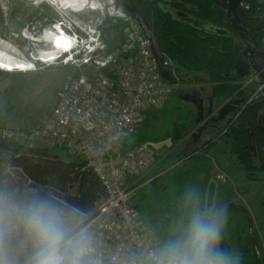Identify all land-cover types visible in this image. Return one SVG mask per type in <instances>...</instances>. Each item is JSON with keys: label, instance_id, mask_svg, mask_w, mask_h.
Returning a JSON list of instances; mask_svg holds the SVG:
<instances>
[{"label": "built area", "instance_id": "built-area-1", "mask_svg": "<svg viewBox=\"0 0 264 264\" xmlns=\"http://www.w3.org/2000/svg\"><path fill=\"white\" fill-rule=\"evenodd\" d=\"M86 6L97 8L87 1L79 10H70L79 13ZM104 8L96 10L103 13ZM238 8L248 9L249 0H241ZM62 11L47 32H62L66 42L59 46L47 42V49L30 57L31 70L38 62L70 66L79 72L60 85L54 103L38 123L29 128L0 127V140L28 147L33 142H51L71 160L90 168L100 182L101 197L88 213L89 220L102 239L105 255L131 253L147 246L152 237L132 203L126 177L139 180L149 172L157 152L150 144L129 139L144 112L165 103L173 83L162 80L149 40L122 5L113 6L108 13L124 36L114 51H109L96 22L76 23ZM42 55L55 58L45 62ZM165 63L168 65L166 59ZM238 82L255 87L252 97L263 94L264 81L256 74Z\"/></svg>", "mask_w": 264, "mask_h": 264}, {"label": "rangeland", "instance_id": "rangeland-1", "mask_svg": "<svg viewBox=\"0 0 264 264\" xmlns=\"http://www.w3.org/2000/svg\"><path fill=\"white\" fill-rule=\"evenodd\" d=\"M86 1L98 9L104 6L105 11L102 13L103 10H96L97 8L94 10L86 6L79 13L71 12L70 8L64 10L66 15L76 23L96 22L102 31V39L108 43L109 51H114L124 42V36L118 22H113V16L108 13L113 6L117 7L121 3L119 0ZM63 7L60 3H54V0H0V44L3 47L6 45L5 47L12 51L13 57L17 60L33 62L30 60L31 56L35 58L42 50L49 47L47 42L50 41L47 40L45 34L51 23L59 20L57 13H61ZM165 59L175 83H173L167 94V99L161 107L150 108L144 112L138 130L131 135L129 141H142L151 144L159 154L161 151L158 142H163L165 148L171 147L170 136L173 126L185 124L187 132L184 139L181 140L183 148H179L180 141L172 142V144H178L174 159L176 161L195 152L193 150L198 145L214 136L215 130L207 128L198 134L199 125H194L195 107L185 101L184 97L191 90H198L203 95L206 104L209 95L206 91L204 93L200 84H196L191 76L187 77L186 82H180L179 79L184 78V71H180L177 65H172L168 58L165 57ZM35 67V70H30L36 71L32 74H15L0 80V85L8 87L7 94L9 95V98H5V94H0V127H9L5 125V122L11 120L26 124L29 127L34 126L46 115L54 103L56 91L60 84L79 72L78 69L70 66L39 64L38 62ZM6 69L4 70L6 72H20L13 67ZM220 106L213 103L214 112ZM195 136L197 137L194 140ZM30 145L33 148L47 149L54 146L51 142H33ZM216 145L229 152L228 145L224 140H219ZM229 157L233 161L230 152ZM165 161L167 166L173 163H171V153ZM233 163L235 164L234 161ZM239 174L241 180L234 185L233 190L234 196L237 198L236 204L244 206L250 214L253 212L255 222L252 232L258 243L260 264H264V183L260 186L249 182L251 180L247 179L240 169ZM258 178H264V171L259 174ZM143 180L141 179L132 188V203L139 208L146 229L151 230V237L159 236L164 234L169 221L178 212L176 200L180 201L183 196L182 187L174 185L168 176L144 182ZM254 185L259 187H257L258 191L255 189L252 193L251 188ZM260 194H262V198H259ZM224 243L230 249L235 248L242 253L243 264H254L246 218L238 210L231 209L226 213Z\"/></svg>", "mask_w": 264, "mask_h": 264}, {"label": "trees", "instance_id": "trees-1", "mask_svg": "<svg viewBox=\"0 0 264 264\" xmlns=\"http://www.w3.org/2000/svg\"><path fill=\"white\" fill-rule=\"evenodd\" d=\"M130 1L151 28L164 57L184 71L180 82H186L191 76L196 84H205L201 88L217 105L233 99L243 100L223 119L206 120L202 132L212 128L215 134L193 151L209 154L219 140H224L243 175L250 180L258 179L264 171V87L262 95L252 97L255 87H243L234 75V62L242 42L225 12L211 0ZM262 10L264 2L249 0V8H239L238 15L246 25L253 24L254 15ZM206 25L227 33L219 35L205 29ZM186 132L185 124H175L171 141L183 140ZM0 180H10L21 189L53 188L55 195L87 213L101 197L100 182L94 172L84 163L71 160L56 146L33 148L0 140ZM147 231L151 235V230Z\"/></svg>", "mask_w": 264, "mask_h": 264}, {"label": "clouds", "instance_id": "clouds-1", "mask_svg": "<svg viewBox=\"0 0 264 264\" xmlns=\"http://www.w3.org/2000/svg\"><path fill=\"white\" fill-rule=\"evenodd\" d=\"M0 180V264H243L224 243L227 205L184 192L164 234L131 253L106 256L89 214L55 195Z\"/></svg>", "mask_w": 264, "mask_h": 264}, {"label": "crops", "instance_id": "crops-1", "mask_svg": "<svg viewBox=\"0 0 264 264\" xmlns=\"http://www.w3.org/2000/svg\"><path fill=\"white\" fill-rule=\"evenodd\" d=\"M177 67L179 68L180 71H182V69L179 66ZM6 68L8 67L0 66V80L15 74L29 75L36 72V71L6 72L4 71V69L7 70ZM201 85H205V84H200V86ZM7 89H8L7 86H4L2 84L0 85V94L1 93L5 94V98H9V95L7 94ZM207 105L208 104L206 101L205 107H207ZM207 118L208 117H206L205 119ZM5 125L9 127H19V128L29 127L26 124L24 125L22 123H16L13 120L6 121ZM194 125L197 124H195L194 122ZM196 137L197 136H195L193 139L195 140ZM158 143H159V150L161 152L158 154V152L156 151L157 160L153 168L145 175H143L139 180L126 177V183L128 185H131V188H133L137 183L141 181V179L143 180V178L145 177L147 178L144 179L143 182L147 180L148 181L153 180L155 178H160V177L164 178L168 176V178H171V182L174 183V185L182 187L183 194L187 190L194 189L202 200L214 202L218 206L225 205L229 202H233V203L237 202V198L234 196L233 190H234V185H236L241 180L240 179L241 176L239 174L238 167L233 163V161L229 157V152H227L225 148H220L219 145H216L209 154H203L195 151L187 155L186 157L175 161L174 160L175 152L178 149L177 146L178 144L177 145L172 144L171 141V147L165 148V144L163 142L159 141ZM179 146H180L179 148H183V143L181 141L179 143ZM170 153H171V163L172 162L173 163L167 166L165 160H167ZM249 182H253L256 185H260V186L263 183L260 181H256V182L249 181ZM257 187L259 186H255V185L252 186L251 188L252 193L255 189L256 191H258ZM259 198H262V194L259 195ZM180 202L181 200L180 201L176 200L177 211H179Z\"/></svg>", "mask_w": 264, "mask_h": 264}, {"label": "water", "instance_id": "water-1", "mask_svg": "<svg viewBox=\"0 0 264 264\" xmlns=\"http://www.w3.org/2000/svg\"><path fill=\"white\" fill-rule=\"evenodd\" d=\"M120 1L124 10L132 16V18L137 22L138 26L141 28L145 37L149 40L150 48L153 53L162 80L164 82L171 83L173 76L170 72L168 65L165 63V57L160 50L158 42L151 28L130 0ZM211 1L225 12L227 20L229 21L232 29L239 37L243 45V48L238 52L235 58L234 75L241 79L245 76L256 74L260 78V80L264 81V51H261L259 49L255 39L251 35L250 31L246 28L244 21L238 15V7L241 0ZM257 2L263 3L264 0H257ZM261 27H264V20L259 22L256 25L255 29H259ZM205 29L217 33L219 35H225L227 33L224 29L212 25H206ZM184 100L191 103L195 107V124L199 125L197 129L198 134L204 128V125L201 124L204 123V121L206 120L205 117H208L207 120H209L210 122H216L218 119H223L228 114L233 112L243 102V100L237 99L230 100L214 112L212 97H207L208 105L207 107H205V99L201 92L198 90H193L190 94H187L184 97ZM249 137L251 151L254 154V144L250 131ZM225 205H227V211L234 209L244 214L247 221L248 234L254 248V264H260L259 250L255 238L253 236L251 216L249 211L244 206L233 202H229Z\"/></svg>", "mask_w": 264, "mask_h": 264}, {"label": "bare ground", "instance_id": "bare-ground-1", "mask_svg": "<svg viewBox=\"0 0 264 264\" xmlns=\"http://www.w3.org/2000/svg\"><path fill=\"white\" fill-rule=\"evenodd\" d=\"M54 3L56 4H62L66 9H73V10H79L81 7V4L85 3V0H54ZM95 10V9H94ZM81 11V10H80ZM46 38L50 42H56V44L59 46L64 41L66 42V37L62 32H46ZM2 43V42H1ZM6 46V45H5ZM3 47L0 44V66H7V67H13L17 69L20 72H26L30 71L32 68L30 61H20L13 57L12 51L6 47ZM57 46V47H58ZM53 47V46H52ZM55 47V46H54ZM53 47V48H54ZM52 54V53H51ZM42 59H44L45 56L42 55ZM55 57L51 56L49 59H44L43 61L49 62L50 60L54 59ZM3 65V66H2ZM5 70V69H4Z\"/></svg>", "mask_w": 264, "mask_h": 264}, {"label": "flooded vegetation", "instance_id": "flooded-vegetation-1", "mask_svg": "<svg viewBox=\"0 0 264 264\" xmlns=\"http://www.w3.org/2000/svg\"><path fill=\"white\" fill-rule=\"evenodd\" d=\"M169 10L171 11V9H169ZM263 20H264V10L257 11V14L254 15V19L252 22L253 24H247V25L245 24L246 28L250 31L251 35L252 36L254 35L255 38L254 37L253 38L255 39V41H256V43H257V45L261 51H264V27H261L259 29H255V27L259 22H261ZM242 48H243V45H242ZM192 91L193 90H191L188 94H190ZM206 120L204 121V124H205ZM251 181H260V182L264 183V178H258L256 180H251ZM250 216H251V225H252V229H253V224L255 222V217L253 216V212H251ZM246 225H247V221H246ZM247 232H248V229H247ZM248 237H249V234H248ZM249 240H250V237H249ZM250 244L252 247V251H253V255H254V261H255V253H254V248H253L251 240H250ZM257 247H258V243H257ZM258 250H259V248H258ZM259 256H260V251H259Z\"/></svg>", "mask_w": 264, "mask_h": 264}]
</instances>
